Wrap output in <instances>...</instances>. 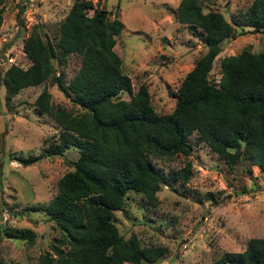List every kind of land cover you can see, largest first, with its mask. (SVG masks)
I'll use <instances>...</instances> for the list:
<instances>
[{
    "label": "trees",
    "instance_id": "1",
    "mask_svg": "<svg viewBox=\"0 0 264 264\" xmlns=\"http://www.w3.org/2000/svg\"><path fill=\"white\" fill-rule=\"evenodd\" d=\"M208 1L179 0L176 5V21L200 31L205 52L180 80L173 108L165 114L153 111L143 84L127 100L119 97L131 91L112 49L122 25L90 0H73L52 36L34 25L22 38L21 51L29 64H11L1 73L5 101L50 80L77 107L72 113L53 106L44 88L35 98L37 108L59 128L46 155L63 156L68 147L78 148L77 158L66 162L70 170L56 181V193L33 207L60 231L37 264H151L163 257L165 248L141 245L135 235H119L113 214L122 210L130 193L156 204L162 177L152 159L187 155L186 138L192 133L228 168L244 161L264 174V50L242 49L221 57L217 80L209 78L222 41L234 36L236 26L257 33L264 24V0H251L230 21L218 11L205 10ZM70 54L79 57V65L66 80L55 63L62 66ZM38 159L17 158L24 165ZM189 173L190 163L185 162L176 176L186 182ZM5 234L30 240L28 231ZM214 264H264V238L252 237L242 250L222 252Z\"/></svg>",
    "mask_w": 264,
    "mask_h": 264
},
{
    "label": "rangeland",
    "instance_id": "2",
    "mask_svg": "<svg viewBox=\"0 0 264 264\" xmlns=\"http://www.w3.org/2000/svg\"><path fill=\"white\" fill-rule=\"evenodd\" d=\"M90 1L122 25L112 49L121 59V71L128 76L131 91H123L119 97L127 100L143 84L153 111L169 113L180 80L205 52L200 31L175 19L179 0ZM72 2L4 0L0 77L8 65L28 66L29 60L21 51L22 38L34 25L52 36ZM250 2L209 0L204 8L218 11L230 21L246 11ZM249 31L236 26L234 36L222 41L210 79L217 80L221 57L242 49L264 50V24L257 33ZM5 54L12 58L10 63ZM78 65L75 54L68 55L62 66L55 63L66 80ZM43 88L53 106L77 111L50 80L21 89L8 101L0 81V264H37L38 256L50 252V243L60 234L48 216L33 207L47 203L56 193V181L70 170L66 162L77 158L78 148L68 147L63 156L46 155L48 146L57 141L59 128L35 105ZM186 142L187 155L152 159L162 177L155 205L130 193L123 199L122 210L113 214V223L123 238L135 235L141 245L165 248L164 256L151 264H214L222 252L240 251L249 238H264V174L244 161L228 168L196 133ZM32 156L39 159L25 165L17 160ZM185 162L190 163V173L183 182L176 172ZM7 230L28 231L30 240L10 237Z\"/></svg>",
    "mask_w": 264,
    "mask_h": 264
},
{
    "label": "built area",
    "instance_id": "3",
    "mask_svg": "<svg viewBox=\"0 0 264 264\" xmlns=\"http://www.w3.org/2000/svg\"><path fill=\"white\" fill-rule=\"evenodd\" d=\"M7 54H5V59L10 63L12 61V58L11 57H6Z\"/></svg>",
    "mask_w": 264,
    "mask_h": 264
}]
</instances>
